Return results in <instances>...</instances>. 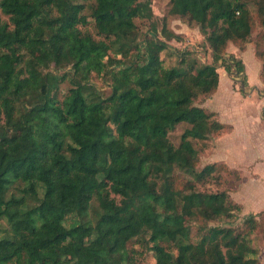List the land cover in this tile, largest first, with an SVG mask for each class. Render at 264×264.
<instances>
[{"label": "trees", "instance_id": "obj_1", "mask_svg": "<svg viewBox=\"0 0 264 264\" xmlns=\"http://www.w3.org/2000/svg\"><path fill=\"white\" fill-rule=\"evenodd\" d=\"M250 2L264 26V0H170L171 13L198 25L213 62L181 50L167 65L154 23L153 42L138 38L135 18H152L151 0H0V264H130L132 241L153 264L259 263L248 234L264 241V210L242 229L206 226L196 241L189 223L240 207L230 187L197 188L215 171L231 183L241 173L224 160L197 168L191 138L230 127L194 99L217 90L216 61L243 70L224 53L251 33ZM89 21L102 37L80 27ZM263 54L256 48L264 79ZM49 62L67 69H45ZM93 73L108 77L109 93ZM181 121L190 126L174 144L168 132Z\"/></svg>", "mask_w": 264, "mask_h": 264}, {"label": "rangeland", "instance_id": "obj_2", "mask_svg": "<svg viewBox=\"0 0 264 264\" xmlns=\"http://www.w3.org/2000/svg\"><path fill=\"white\" fill-rule=\"evenodd\" d=\"M84 13L88 14L90 9L88 2L85 3ZM251 16L254 19V27L251 33L246 39L239 41V43L228 42L227 50L224 53V57L227 58L229 54H234L242 60L243 70L236 73L234 69L228 72L221 65V60L216 61L217 70L219 72V89L215 93L200 94L194 99L196 104L203 106L206 110L218 111L217 118L221 122L229 121L231 117V108L239 107L251 112L258 111L262 106L264 100V89L250 90L251 86L247 83L248 74L250 76L257 70L256 66L260 64L261 59L255 55L256 48L258 50H264V26L260 25L258 18L259 15L256 12L255 6L252 2L248 4ZM151 8L153 16L151 19L135 18L138 30V38L150 39L152 42L154 38L150 37L151 24L154 23L157 28V34L159 38L166 40L167 46L160 51V55L163 58V63L170 65L175 63L179 59V52L181 50H189L190 56H196L198 62H213L211 51L208 42L200 32L198 25L194 22L188 23L186 19L181 18L177 14L170 12V0H151ZM6 18V15H2ZM82 29L89 31L95 38L102 37L96 31L92 21L86 24H79ZM164 25L166 29H171L174 32L179 33V37L166 38L161 27ZM264 55V54H263ZM45 69H50L58 73L67 69V67H56L53 62H49ZM248 70V73L247 71ZM246 79L244 85L241 84ZM90 82H92L96 88H98L103 94H107L110 91V85L108 77L91 74ZM71 82L66 78L59 83L58 95L62 96V92L67 87L71 86ZM241 87L243 90H241ZM233 109V108H232ZM230 114V115H229ZM190 124L185 121H181L175 125V127L168 132L169 138L178 144L180 142L181 133ZM224 132L214 133L208 139H196L191 138L193 144L198 149V162L197 168H200L207 162L214 160H224L226 154V137ZM225 161V160H224ZM208 181L203 184L197 183V188L207 191H215L230 187L231 199L240 205L239 209H234L228 215H220L219 217L212 219L195 218L190 219L191 226V240L196 241L205 232L206 226H232L236 229H242L245 226V219L254 214L256 218L263 219L260 214L261 211L252 210L248 202L244 204L243 200L247 198L242 197L241 180H235L230 182L232 175L227 174L222 170L215 171ZM228 181V182H227ZM234 191V192H233ZM38 192L41 195L43 192L42 185L38 186ZM241 192V193H240ZM118 198V196H117ZM94 206H97V200L94 198L92 201ZM88 218H90L88 216ZM5 220L0 219V227H6ZM1 230V229H0ZM0 233H2L0 231ZM250 238V244L257 248V255L259 257L258 264H264V241L260 231H253L248 234ZM130 264H153V255L146 246L137 241H132L129 244Z\"/></svg>", "mask_w": 264, "mask_h": 264}, {"label": "crops", "instance_id": "obj_3", "mask_svg": "<svg viewBox=\"0 0 264 264\" xmlns=\"http://www.w3.org/2000/svg\"><path fill=\"white\" fill-rule=\"evenodd\" d=\"M256 68L252 76L248 74L247 79V83L251 86L250 90L253 91L264 89L260 64ZM246 71L248 73V70ZM219 84L221 85L220 79ZM219 84L216 91L219 89ZM262 103L258 111L254 112L232 107L229 121L224 122L230 125L224 133L226 137L224 160L230 167L240 171L241 195L247 198V201L244 199L243 202L244 204L248 202L252 209L250 211L253 212L264 210V100ZM212 111H215L217 116L218 111Z\"/></svg>", "mask_w": 264, "mask_h": 264}]
</instances>
